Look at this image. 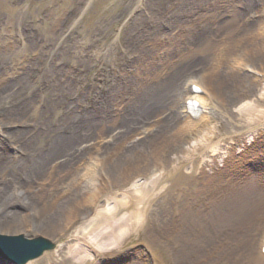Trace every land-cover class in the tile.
<instances>
[{"label":"rangeland","instance_id":"374dc122","mask_svg":"<svg viewBox=\"0 0 264 264\" xmlns=\"http://www.w3.org/2000/svg\"><path fill=\"white\" fill-rule=\"evenodd\" d=\"M263 38L264 0H0L6 195L72 210L5 228L54 243L26 264H72L82 219L87 264H264Z\"/></svg>","mask_w":264,"mask_h":264},{"label":"bare ground","instance_id":"6f19581e","mask_svg":"<svg viewBox=\"0 0 264 264\" xmlns=\"http://www.w3.org/2000/svg\"><path fill=\"white\" fill-rule=\"evenodd\" d=\"M174 11H175V9L171 10L169 14H171V12H174ZM34 32L35 31H33L31 29L28 31V35H30L31 39H33L37 36V34ZM263 40H264V38H263ZM199 44H198V46H201ZM0 58H1V53H0ZM42 64H44L43 61H42ZM234 65L239 67V68H244L246 66L243 62L242 55H240V57L235 59ZM43 66L45 67V64ZM190 83H192V82L190 81L186 84L187 91H186L185 99L183 100V107L182 108H185L187 100H193L194 102L197 103V105L199 106V108L201 109V112H202L205 108V105L207 104L206 102H207L208 98L204 97L200 93L191 91L189 89ZM159 90L160 89L158 88L154 91L156 93V92H159ZM3 93H4L3 92V86H2L1 81H0V115H2L1 113L5 107L4 100H3L4 99ZM263 96H264V92H263V94H261V97H263ZM155 97H157L156 94H151L150 99H155ZM228 103L230 106H234L232 100L228 101ZM229 109H230V107H229ZM253 110H254L253 107L248 108L246 106L244 107L241 105V106H238L233 111L236 112L235 114L239 115V114H242L244 112H246V113L248 112V114H250ZM4 121H5L4 117L1 116V118H0V130L5 127ZM197 121L199 122V120H197ZM249 136H252V134H250ZM61 138H62V140L67 139V137H61ZM234 145H239V143L234 144ZM26 150H27V148H24V149L21 148L20 149V152H21L20 154L22 156H24V160H22V163L27 162L26 158L29 156V154L27 153ZM41 158L42 157H40L39 159H41ZM5 159L6 158L3 155V152L1 149V144H0V233L2 234V232H4L5 228H7V227H9V228L10 227H19V226H22L23 224H28V223L35 224L36 228L38 230L39 229L40 230H44V229H46V230H52L53 229L54 230V228H56V226L59 224L61 217L62 216L66 217L69 215V213L72 212L68 203H66L65 201H62L60 203L55 202V203L50 204V205H40L38 198L33 199V198L29 197L27 193H24V192H21V194L16 195L14 197H8L6 195V192H8L7 189H8V187H10V183L4 181V173H5V170L7 168V167H5V165H6ZM68 159H70L71 161L74 160L73 157H69ZM206 161H209V160H206ZM215 161H216L218 167H223V162L220 158H217ZM22 163H21L22 169H24V168L26 169V167H30V165H28V163H23V164ZM213 163H215V162H213ZM18 183H20V182H14L13 183V187L15 186L14 188H15V191H17V192L22 190L19 187H21V185H23V183H20L18 188H16V185ZM89 202L90 203H88V205H89L88 207H90V205L93 204V201H89ZM38 204L40 206H38ZM12 205H16L17 207L19 205V208H21V211L17 210V212H16V211L9 210V207H11ZM22 210H23V213H22ZM33 210H35L36 212L31 217L28 212L33 211ZM76 211L78 213V211H79L78 208L76 209ZM87 222H89V221L82 219V222L80 223V225L77 228L76 227L73 228L71 226L72 224L67 223L64 227V230L62 231L63 232L62 238H64V244L63 245L67 246V247H72V248H68V249H71V250H69L68 257L70 259V262H72V264H87L89 262L90 257L88 258L89 254H88L87 250H84L82 252V250H81L82 248L79 247V242L82 239L85 238V242H87L85 245L91 250L93 249L95 251L96 250L99 251L101 248V246L99 244L94 245V242H97V241H95L96 240L95 238H94L95 240H93V239L88 237L89 232L86 228V226L88 225ZM59 238H60V235H59ZM82 253H84V254H82ZM78 255H81V256H78ZM53 256H54V254L51 253L49 255V259H52Z\"/></svg>","mask_w":264,"mask_h":264},{"label":"water","instance_id":"95a60500","mask_svg":"<svg viewBox=\"0 0 264 264\" xmlns=\"http://www.w3.org/2000/svg\"><path fill=\"white\" fill-rule=\"evenodd\" d=\"M53 247V242L41 236L27 238L21 234H0V259L8 264H26Z\"/></svg>","mask_w":264,"mask_h":264}]
</instances>
